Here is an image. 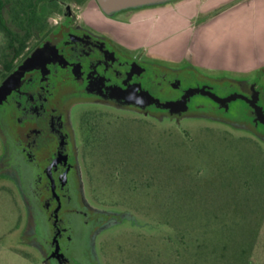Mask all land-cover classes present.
<instances>
[{
	"label": "rangeland",
	"instance_id": "rangeland-1",
	"mask_svg": "<svg viewBox=\"0 0 264 264\" xmlns=\"http://www.w3.org/2000/svg\"><path fill=\"white\" fill-rule=\"evenodd\" d=\"M58 1L48 27L65 2L152 57L184 55L182 64L195 63L190 48H166L186 31L168 32L176 14L194 27L232 6L190 18L180 9L196 0H172L104 17L96 0ZM160 27L167 34L155 36ZM5 42L0 32V61ZM219 74L257 84L264 100V69ZM73 115L85 201L109 219L95 237L99 264H243L237 245L250 264H264V130L245 119L159 118L96 105H79ZM26 224L20 193L0 168V264H43Z\"/></svg>",
	"mask_w": 264,
	"mask_h": 264
},
{
	"label": "flooded vegetation",
	"instance_id": "flooded-vegetation-1",
	"mask_svg": "<svg viewBox=\"0 0 264 264\" xmlns=\"http://www.w3.org/2000/svg\"><path fill=\"white\" fill-rule=\"evenodd\" d=\"M74 2L82 7L87 0ZM63 6L60 22L32 37L29 42L34 40L36 46L27 48L0 82L1 87L42 50L12 90L6 95L0 92V168L25 204L26 241L38 250L43 264H99L95 237L109 219L84 198L75 108L131 109L159 118L245 119L264 130L252 107L256 103L264 111V100L257 84L188 62L152 57L106 24L86 17L77 22L81 17L77 11L65 2ZM99 13L107 17L102 9ZM146 92L160 104L185 101L186 105L169 110L142 104L139 97ZM233 95L246 99L228 102ZM236 102L243 105L235 106Z\"/></svg>",
	"mask_w": 264,
	"mask_h": 264
},
{
	"label": "crops",
	"instance_id": "crops-1",
	"mask_svg": "<svg viewBox=\"0 0 264 264\" xmlns=\"http://www.w3.org/2000/svg\"><path fill=\"white\" fill-rule=\"evenodd\" d=\"M231 4L230 8L194 27L192 22L187 25L181 14H176V29L171 26L168 32L175 33L183 27L186 31L168 42L166 48L179 50L185 44L193 54L195 63L191 64L217 75L223 71L249 74L264 69V0H196L189 10L185 6L180 10L189 12L188 16L193 18L195 14H209ZM160 28L155 36L167 34Z\"/></svg>",
	"mask_w": 264,
	"mask_h": 264
},
{
	"label": "trees",
	"instance_id": "trees-1",
	"mask_svg": "<svg viewBox=\"0 0 264 264\" xmlns=\"http://www.w3.org/2000/svg\"><path fill=\"white\" fill-rule=\"evenodd\" d=\"M57 5L58 0H17L15 2L0 0V32L6 39L0 61L2 65L0 76H5L12 70L15 61L28 48L29 40L46 29L48 15ZM237 246V250L239 248L237 260L243 264H250L251 261H248V256L246 257L242 247ZM215 252L213 254L216 260L218 258L224 260Z\"/></svg>",
	"mask_w": 264,
	"mask_h": 264
},
{
	"label": "water",
	"instance_id": "water-1",
	"mask_svg": "<svg viewBox=\"0 0 264 264\" xmlns=\"http://www.w3.org/2000/svg\"><path fill=\"white\" fill-rule=\"evenodd\" d=\"M172 0H97L99 6L106 14H113L116 12H120L125 9L129 8H136V7H142V6H148V5H156V4H163L166 2H171ZM42 53V50H38L33 54L31 57H29L25 63L20 67L18 71H16L14 74H12L0 87V92H4V94H8L14 84L23 76L25 71H28L32 68L34 63L40 58ZM140 100L143 102L142 104H157L158 107H162L164 109L174 110L180 105H186L185 101L182 102H167L164 104H160V102L154 98L149 93H143L140 97ZM238 98L246 99L245 97H241L238 95H233L229 99H227L228 102L235 101ZM217 102H221L216 97L214 98ZM253 109L256 112L257 120L256 122H260L264 125V111L261 107H259L256 103L252 104Z\"/></svg>",
	"mask_w": 264,
	"mask_h": 264
},
{
	"label": "clouds",
	"instance_id": "clouds-1",
	"mask_svg": "<svg viewBox=\"0 0 264 264\" xmlns=\"http://www.w3.org/2000/svg\"><path fill=\"white\" fill-rule=\"evenodd\" d=\"M62 19V17L60 15H56V16H53V17H50L49 20L51 23L53 24H58L60 22V20ZM80 19H82V17H77V22L80 21Z\"/></svg>",
	"mask_w": 264,
	"mask_h": 264
}]
</instances>
